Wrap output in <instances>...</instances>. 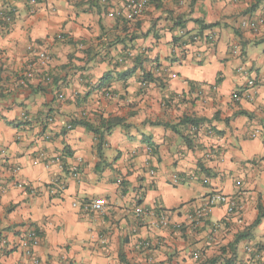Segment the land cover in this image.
Instances as JSON below:
<instances>
[{"label": "crops", "instance_id": "0c3cea01", "mask_svg": "<svg viewBox=\"0 0 264 264\" xmlns=\"http://www.w3.org/2000/svg\"><path fill=\"white\" fill-rule=\"evenodd\" d=\"M124 1L0 0V264H264V218L233 244L264 214V25H241L264 0H152L137 18ZM110 118L100 160L71 124ZM213 193L237 209L191 223ZM92 199L103 215L72 206Z\"/></svg>", "mask_w": 264, "mask_h": 264}, {"label": "built area", "instance_id": "2783aa9c", "mask_svg": "<svg viewBox=\"0 0 264 264\" xmlns=\"http://www.w3.org/2000/svg\"><path fill=\"white\" fill-rule=\"evenodd\" d=\"M152 0H125L124 1V9L125 11L128 13L129 17L131 18H137L139 16H141L143 14V12L145 11V9L149 6V4L151 3ZM108 16L112 17L113 14H109ZM0 17L2 18V20H4V22H6L7 24L12 22V17L7 13V12H1L0 13ZM241 25L243 27H248L250 28V30L252 31H256L260 26L264 25V15L258 16L255 19H247L245 21H243L241 23ZM209 39H211L212 36H208ZM192 40L194 42H196L198 40L197 36H194L192 38ZM32 50V48L29 47V50ZM237 46L233 47V53L236 54L237 53ZM37 58L41 61V62H46L48 60V56L45 53L42 52H38L36 53ZM236 72L238 74H242L244 77V89L241 92H236L233 94V99L235 101H239L241 99H244L246 101H253L256 95V83L254 78H252L249 74V71L247 69H245L244 67L240 66L236 69ZM69 128V127H68ZM52 162V160H50L48 163L50 164ZM19 171L18 168H14L13 169V173L17 174V172ZM152 173V172H151ZM74 178H78V173L77 171L74 172L73 174ZM55 184H53L51 186L50 192L54 193V192H59V190L61 189V186H59L55 181ZM203 183L205 184L206 181L204 180ZM57 187V190L56 188ZM55 188V189H53ZM218 205H225L226 206V210L228 213H232L237 209V204L234 201V199L222 195V194H211L206 198L205 204L199 209L197 210L193 215H190L188 220L191 223L194 224H200L202 223L205 218L209 215V213L211 212V209L215 206ZM73 207H78L83 213L86 214H91V213H97L99 215H103L105 213L106 210V204L105 202H103L100 199H92V200H87L84 201L80 204H72ZM158 225L166 228L168 227L169 223L168 220L165 217L159 218L158 219ZM35 234L34 232H29L27 233V235L25 236V244L32 247L33 245H36V240L34 238ZM147 245V244H145ZM4 246V240H1L0 238V251L2 250ZM246 252H251L250 249H246ZM26 255L31 256V252L30 250L26 251ZM33 264H38V261L36 259H33Z\"/></svg>", "mask_w": 264, "mask_h": 264}, {"label": "trees", "instance_id": "16d2710c", "mask_svg": "<svg viewBox=\"0 0 264 264\" xmlns=\"http://www.w3.org/2000/svg\"><path fill=\"white\" fill-rule=\"evenodd\" d=\"M262 1V0H256L255 4L251 7V9H254L257 4ZM12 10L7 11V13L12 17ZM11 13V14H10ZM2 20V18H1ZM4 22V20H3ZM5 24H7L6 22H4ZM214 25H208L206 27L212 28ZM194 36L189 38V41L191 42L192 38ZM180 39H175L174 38V42L176 43L177 41H179ZM106 80V78H105ZM121 124V120L117 119V118H110V119H106V120H101L97 125H93L90 124L88 122H84V121H74L71 125L75 126V125H79V126H83L84 128H86L88 131H90L96 139V153L98 156V159H102L103 158V153H102V147L105 145V139L107 136L110 135L112 128H114L117 125ZM264 218V214L261 213V211H259V214L256 218V220L254 221V223L252 225H250L244 232L238 234L235 239L233 244H237L239 241H241L242 239H244L245 237L248 236V234L255 228L257 227V225H259L260 221ZM220 258V256L216 257L214 260H211L210 263L211 264H215L218 259Z\"/></svg>", "mask_w": 264, "mask_h": 264}]
</instances>
